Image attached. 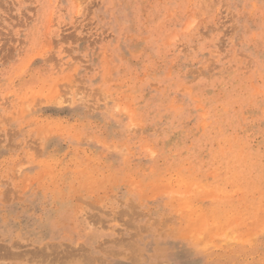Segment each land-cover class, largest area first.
I'll use <instances>...</instances> for the list:
<instances>
[{
	"label": "rangeland",
	"instance_id": "1",
	"mask_svg": "<svg viewBox=\"0 0 264 264\" xmlns=\"http://www.w3.org/2000/svg\"><path fill=\"white\" fill-rule=\"evenodd\" d=\"M0 264H264V0H0Z\"/></svg>",
	"mask_w": 264,
	"mask_h": 264
},
{
	"label": "bare ground",
	"instance_id": "2",
	"mask_svg": "<svg viewBox=\"0 0 264 264\" xmlns=\"http://www.w3.org/2000/svg\"><path fill=\"white\" fill-rule=\"evenodd\" d=\"M195 187V186H194ZM197 189V188H196ZM173 191V190H172ZM178 193V192H177ZM184 193V192H183ZM187 195H188V193H187ZM176 212H178V211H176ZM130 213V212H129ZM164 219V218H163ZM144 225V224H143ZM154 225V224H153ZM158 225V224H157ZM260 225H262V224H260ZM140 229V228H139ZM141 231V230H140ZM41 254V253H40ZM45 255H46V253H45ZM43 256V255H42Z\"/></svg>",
	"mask_w": 264,
	"mask_h": 264
}]
</instances>
